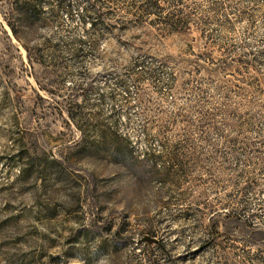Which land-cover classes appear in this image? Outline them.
Wrapping results in <instances>:
<instances>
[{"label": "rangeland", "instance_id": "obj_1", "mask_svg": "<svg viewBox=\"0 0 264 264\" xmlns=\"http://www.w3.org/2000/svg\"><path fill=\"white\" fill-rule=\"evenodd\" d=\"M11 1L0 264H264V0Z\"/></svg>", "mask_w": 264, "mask_h": 264}, {"label": "trees", "instance_id": "obj_2", "mask_svg": "<svg viewBox=\"0 0 264 264\" xmlns=\"http://www.w3.org/2000/svg\"><path fill=\"white\" fill-rule=\"evenodd\" d=\"M155 5L160 6L159 0H156ZM177 15H171L165 18L164 22L167 25V34L178 30V26L184 20ZM7 22L12 30L14 36L20 41L26 48L28 58L34 60L32 47L28 38H31L29 34H32L36 29V25L39 20H42L40 14L35 10V5L31 0H13L10 2V11L6 17ZM96 21H93L92 25H95Z\"/></svg>", "mask_w": 264, "mask_h": 264}, {"label": "water", "instance_id": "obj_3", "mask_svg": "<svg viewBox=\"0 0 264 264\" xmlns=\"http://www.w3.org/2000/svg\"><path fill=\"white\" fill-rule=\"evenodd\" d=\"M144 240L153 242V241H157L158 239L152 235L145 234L143 237H141L140 241H144Z\"/></svg>", "mask_w": 264, "mask_h": 264}]
</instances>
